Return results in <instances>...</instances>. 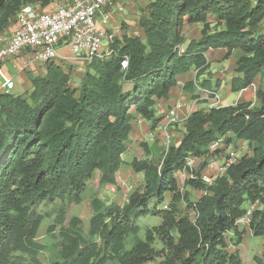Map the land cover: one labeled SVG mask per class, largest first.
Wrapping results in <instances>:
<instances>
[{
	"label": "trees",
	"instance_id": "16d2710c",
	"mask_svg": "<svg viewBox=\"0 0 264 264\" xmlns=\"http://www.w3.org/2000/svg\"><path fill=\"white\" fill-rule=\"evenodd\" d=\"M59 1L0 0V32L25 6L53 10L73 0ZM146 7L143 35L115 36L110 52L87 61L74 85L71 66L48 60L42 73L25 72L28 88L0 91V264H44L39 254L46 247L36 238L45 216H53L47 230H56L59 240L48 264H242L239 250L229 248L242 242L246 231L236 222L254 203L245 227L264 234V84L255 92L258 106L249 101L191 111L160 165L142 143L144 157L130 162L142 180L123 205L93 196L86 225L77 215L67 218V203L82 202L95 171L99 185L115 184L131 122L139 115L155 129L156 102L190 68L202 75L208 50L224 49L225 58L237 51L231 92L250 87L257 76L264 81V0H150ZM208 18L216 28L184 46L183 27ZM219 137L223 145L209 151ZM232 138L247 142L250 152L205 184L208 160ZM189 156L202 162L181 189L177 174L189 170ZM191 189L200 192L195 200ZM147 216L160 222L141 236ZM253 259L264 264L260 256Z\"/></svg>",
	"mask_w": 264,
	"mask_h": 264
},
{
	"label": "rangeland",
	"instance_id": "374dc122",
	"mask_svg": "<svg viewBox=\"0 0 264 264\" xmlns=\"http://www.w3.org/2000/svg\"><path fill=\"white\" fill-rule=\"evenodd\" d=\"M68 1V0H65ZM150 0H132L129 2L130 4L125 7V12L123 13L124 19H118V29L119 34L120 33H126L128 35H137L142 36L143 30L140 26L139 20L140 17L147 15V3ZM63 2V0H60L59 3ZM44 11L49 10L43 9ZM216 28V24L214 23L212 18H208L207 23H191L186 24L183 27V33L185 36V42L184 46H186L191 40L199 39L201 37V32L203 29H206L207 31H213ZM237 53V52H236ZM232 53L228 58H225V51L224 50H217L212 49L208 51V64L209 68L200 76H196V69L190 68L186 73L179 76L180 83L177 84V88L170 93V95L160 101V99L156 102L154 111L155 115L160 118V121L158 122L159 128L153 133L152 137L148 136L147 138L146 134L145 137H139L136 139L138 143L136 144V151H130L128 153L123 154V160L128 161L129 163H124L125 169L123 170L121 176V180L118 178L115 186H108L105 188V185H99V180L96 178H93L92 182H90L89 188L84 192L82 202L79 204H75L73 202L67 203V218L69 219L73 215H77L82 219V222L84 225H86L88 217L90 216L92 209L90 206V199L93 196L100 197L101 199L108 201V202H116L120 205H123L126 202L127 196L129 192L141 182V179H138L133 175L132 170L130 169V162L135 159H141L144 157V151L142 143H146L149 147L148 140L151 142V148L150 150V158L155 163L160 165L161 160L163 158L164 152H165V144H164V133L162 125L165 122L164 115L166 110L170 107L171 103L177 100H183L186 103V108L184 110L183 115H187L193 110L200 109L207 111L211 106H223V105H233L238 102H252L253 106L259 105V100L255 96V92L258 88H261L264 84V81L257 76L255 79L254 84H252L250 87H247L239 92H231L230 90V78L233 75V70L235 67V60L237 58V54ZM25 72L29 71L33 74L42 73L44 70L43 62H34L29 63V61L26 59V66L23 67ZM26 77V76H25ZM26 84L29 82L27 78H25ZM204 81L208 83L209 81V90H214V92H217V95L210 94V92H207V89L201 86V82ZM222 81L224 82L222 84ZM76 82H78V78H74L72 80V84L74 85ZM197 83L198 86H193L194 88H191L188 83ZM219 82V85H216L215 83ZM15 83V82H14ZM221 84L223 85L222 88L219 90ZM28 85H20V90L28 88ZM15 88V87H14ZM193 103V105H192ZM184 121H180L179 123H176L168 128V131L170 133L171 137V144L176 142L178 139H180L184 133ZM147 121L143 122L141 125L142 127H148L149 124H146ZM150 128V132H153ZM225 137H232L231 134H226ZM234 152V156L232 158V161L235 162L239 160L244 155H247L250 152V145H248L247 142L243 141H234V138H232V142L226 147H223V150L220 151L219 154H215L214 158L211 159V161H216L215 168L207 170V174L209 175L215 174V172L218 170V168L223 165L227 160H229V155L227 154L229 151ZM133 152L135 154H133ZM202 160H194V163L192 164L191 168L189 170H183L182 172H179L177 174V182L179 188H183V183L185 179L190 177V169L193 171H196L200 165ZM123 176V177H122ZM125 179V180H124ZM125 183V184H123ZM107 185V184H106ZM192 200L197 199L200 196V192L197 190H192ZM39 210L49 211L48 206L40 205ZM190 217H193V213L190 212ZM53 216H45L37 234V242L42 243L45 245V250H43L39 254V258L44 264H48L51 258H53L54 252L58 245V236L57 231L49 232L47 230L48 226L53 223L52 221ZM160 222L158 217L153 216H147L144 218H141L140 220V235L142 236L144 229L146 226L156 225ZM260 246L264 248V238L262 236H249L244 243L243 249V256L247 255L246 252L249 254L250 258H252L253 255L258 254L261 256V253L259 251ZM230 250L238 249L237 247H230ZM245 258V256H244ZM246 260H250L249 258L244 261V264L246 263ZM107 264H113L111 262H108ZM148 264H159V261H152Z\"/></svg>",
	"mask_w": 264,
	"mask_h": 264
},
{
	"label": "built area",
	"instance_id": "2783aa9c",
	"mask_svg": "<svg viewBox=\"0 0 264 264\" xmlns=\"http://www.w3.org/2000/svg\"><path fill=\"white\" fill-rule=\"evenodd\" d=\"M130 1L132 0H73L70 3L56 5L49 11H40L35 5L23 7L16 14L17 28L0 45V91L8 92L15 87L13 78L7 75L3 64L24 50L28 51L29 63L56 60L60 45L67 46L76 59L90 61L95 57L106 56L110 52V44L120 32L118 28L110 27L111 18L122 15L126 3ZM252 1L255 3L258 0ZM210 94L216 95L214 92ZM184 106L185 103L178 100L165 112V122L162 125L165 131V151L171 144L168 128L185 120L189 115V113L183 115ZM134 121L137 124L145 122L139 115ZM222 145L223 137H219L209 144L208 150L212 152ZM227 154L229 160L223 163L215 174L201 175V180L205 184L211 185L233 162L234 152L231 150ZM194 160V157H187L186 165L191 168ZM209 165L212 166V163ZM256 207L257 203L249 206L236 224L240 227L247 226Z\"/></svg>",
	"mask_w": 264,
	"mask_h": 264
},
{
	"label": "crops",
	"instance_id": "0c3cea01",
	"mask_svg": "<svg viewBox=\"0 0 264 264\" xmlns=\"http://www.w3.org/2000/svg\"><path fill=\"white\" fill-rule=\"evenodd\" d=\"M131 2V1H130ZM130 3H126L125 6L129 5ZM125 12V11H124ZM118 19H124L123 17V14L122 15H116V16H113L111 18V22H110V27L111 28H118ZM17 28V21L14 20L5 30L1 31L0 32V45L8 38L10 37L13 32L15 31V29ZM212 50V49H210ZM217 50H224V49H217ZM209 51V50H208ZM208 51H207V61H208ZM237 51H234L233 53H236ZM237 56H238V53H236ZM28 58V51L24 50L22 51L21 53H19L17 56L13 57L12 59L6 61L4 64H3V67H4V70L5 72L7 73L8 76L12 77L14 82H15V89L14 90H20L21 88H19L20 85H25L27 86L28 83L26 84V81H25V71L22 70L24 66H26V59ZM57 62L61 63L63 65V67H67V66H71V69H72V77L73 79L74 78H80L83 74V72L86 70V66H87V61H85L83 58H74L72 53L70 52L69 48L65 45H60L58 47V56H57V59H56ZM255 82V81H254ZM253 82V84H254ZM180 83V80L178 79L177 81V84ZM209 83V81H208ZM219 82H216L215 84H218ZM224 82L222 81V84ZM177 84L176 86L171 90V92H173L176 88H177ZM220 86L219 90L222 88V85ZM219 85V84H218ZM29 86V85H28ZM242 91V90H240ZM170 92V93H171ZM207 92L211 93V92H214V90H207ZM239 92V91H237ZM217 96H219L217 94V92H214ZM170 95V94H169ZM164 100V98H161L160 101ZM178 101V100H177ZM183 101V100H182ZM176 102V101H174ZM173 102V103H174ZM171 103V104H173ZM185 103V101H184ZM185 106H186V103H185ZM183 108V113H184V110H185V107ZM158 117V116H157ZM132 123V129H131V132L129 134V140L126 142V145H127V149L124 153H128L130 151H136V144L138 143V141H136L137 138L139 137H146L147 138L148 136H153L152 134L155 133V131L159 128V126H156V128L154 130H152L153 132H150V127H151V123L150 122H146V124H149L150 126H146L145 128L142 127L141 124H137L134 120L131 122ZM141 137V138H142ZM148 143H149V147L151 148V142L148 140ZM123 153V154H124ZM123 154H122V165L120 166L117 174H116V181L117 179L119 178L121 180V174L123 172V170L125 169V166H124V163H129L128 161H124L123 160ZM129 154V153H128ZM133 154H135L133 152ZM196 160H202L201 158H195ZM210 160H208L207 162V165L205 167V169L203 170L202 174H207V170H210V169H213L215 168V165H216V161H212L210 162ZM212 163V166H210L209 164ZM131 169V167H130ZM132 170V169H131ZM133 172V170H132ZM209 174V173H208ZM133 175L135 177H137L138 179H141L142 180V173H135L133 172ZM99 180L100 178V173L99 171H95L92 178H91V182L93 180V178H96ZM123 177V176H122ZM125 180V179H124ZM116 183V182H115ZM125 184V183H123ZM108 186H115V185H110V184H107L105 185V188H107ZM245 235L243 237V240L242 242L238 245V250H239V253H240V256L242 258V264H244V261H245V258L246 259H250V260H246V263H249V264H256L253 257L254 256H259L258 254H255L252 256V258H250L249 254L246 252L247 255H244L243 256V247H244V243H245V240L249 237V236H252L253 234L250 232V230L245 227ZM263 238H264V234L261 235ZM259 251L261 253V259L264 261V248H262L260 246L259 248Z\"/></svg>",
	"mask_w": 264,
	"mask_h": 264
}]
</instances>
